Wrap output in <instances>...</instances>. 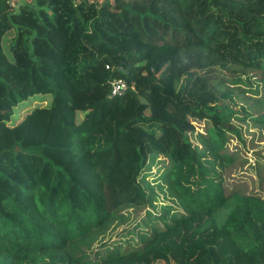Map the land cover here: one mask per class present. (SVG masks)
<instances>
[{"label": "trees", "instance_id": "trees-1", "mask_svg": "<svg viewBox=\"0 0 264 264\" xmlns=\"http://www.w3.org/2000/svg\"><path fill=\"white\" fill-rule=\"evenodd\" d=\"M235 124L264 137V0H0V264H121L184 233L191 264H264V195L223 182L248 163ZM158 155L172 213L102 243L151 205ZM200 161L220 174L192 191L180 167Z\"/></svg>", "mask_w": 264, "mask_h": 264}, {"label": "rangeland", "instance_id": "rangeland-1", "mask_svg": "<svg viewBox=\"0 0 264 264\" xmlns=\"http://www.w3.org/2000/svg\"><path fill=\"white\" fill-rule=\"evenodd\" d=\"M96 1L98 3L102 2V0ZM28 2H30V0H10V3L14 8H16L18 4ZM8 40L9 38H7L6 43ZM34 98L39 100L38 98H41V96L38 95ZM49 98H47L42 105H47ZM34 104L33 98L19 104L12 111L11 122L19 120L27 110L34 107ZM194 125L196 132L202 131L203 125L201 123H194ZM235 125L240 129L242 141L228 135V148L233 150L234 147H238L241 158H248V163L244 166V170L238 168L230 174H223V182L226 185H229L231 182L243 181L249 190L259 191L264 195V191L258 189L260 182L256 172V168L259 165L258 162L264 166V137H262L263 139L261 140H257L256 138L259 131L252 126L247 124ZM252 141L255 143L252 144ZM192 142L196 143L194 138H192ZM257 153H260V156H258ZM191 165H193V162L180 167V172H184L185 175L189 176L188 182L191 184L190 187L192 191L202 187V180L215 179L220 174L219 171L216 172L211 170L209 165L203 164L201 161L200 164H195V166H193V170H191ZM169 166L168 159L162 155H158L148 160V168L145 169L141 175V183L147 189V192H152L150 194V197L153 200L151 205H147L148 207L146 206L144 208L124 209L122 213L124 214V217L129 220L124 224H113L102 238V243H111V241L122 232V229L128 227L135 219L143 215L146 210H150L156 214L167 213V211L172 213L174 206L171 200L174 196L170 197L169 184L163 178L164 173ZM211 234L212 230H209L207 233L201 235L200 240L208 238ZM192 241V234L184 233V235L177 238H169L163 243L161 242L148 255L141 257L137 261L130 260L122 262L121 264H191L190 261L196 250V246L193 245ZM98 244L100 243L97 242L96 245Z\"/></svg>", "mask_w": 264, "mask_h": 264}, {"label": "built area", "instance_id": "built-area-1", "mask_svg": "<svg viewBox=\"0 0 264 264\" xmlns=\"http://www.w3.org/2000/svg\"><path fill=\"white\" fill-rule=\"evenodd\" d=\"M128 90V86L122 79H115L110 83V97L123 95Z\"/></svg>", "mask_w": 264, "mask_h": 264}]
</instances>
